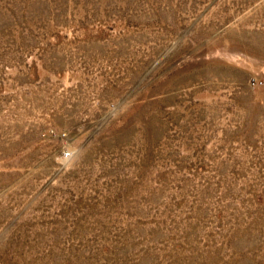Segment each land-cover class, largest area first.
<instances>
[{
  "label": "rangeland",
  "instance_id": "rangeland-1",
  "mask_svg": "<svg viewBox=\"0 0 264 264\" xmlns=\"http://www.w3.org/2000/svg\"><path fill=\"white\" fill-rule=\"evenodd\" d=\"M0 264H264V0H0Z\"/></svg>",
  "mask_w": 264,
  "mask_h": 264
},
{
  "label": "built area",
  "instance_id": "built-area-1",
  "mask_svg": "<svg viewBox=\"0 0 264 264\" xmlns=\"http://www.w3.org/2000/svg\"><path fill=\"white\" fill-rule=\"evenodd\" d=\"M62 154H63V156H65V157H66V156H68V155H69V152H68L67 150H65V151H64Z\"/></svg>",
  "mask_w": 264,
  "mask_h": 264
}]
</instances>
